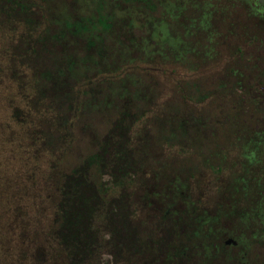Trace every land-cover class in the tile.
Masks as SVG:
<instances>
[{
	"label": "trees",
	"instance_id": "trees-1",
	"mask_svg": "<svg viewBox=\"0 0 264 264\" xmlns=\"http://www.w3.org/2000/svg\"><path fill=\"white\" fill-rule=\"evenodd\" d=\"M256 187L264 0L0 3V264H239Z\"/></svg>",
	"mask_w": 264,
	"mask_h": 264
},
{
	"label": "flooded vegetation",
	"instance_id": "flooded-vegetation-1",
	"mask_svg": "<svg viewBox=\"0 0 264 264\" xmlns=\"http://www.w3.org/2000/svg\"><path fill=\"white\" fill-rule=\"evenodd\" d=\"M3 0H0V3H2ZM28 3L36 4V5H56V4H67L68 0H26ZM80 2V3H87L91 4L92 0H69V2ZM47 15V14H46ZM250 194L252 198V204L245 205V206H237V205H230V204H223L222 208L224 209V215L222 217V223L225 224V226L232 225L234 227L240 226L241 219L236 220V217H232V221L226 220V217H228V210L234 213L239 212L238 210L245 207L246 218H249V223L254 228L253 229V236H250L248 238V245H251L249 247V250L247 253H245V256L238 257L235 260L238 259L239 264H264V189H258V187L246 191ZM229 203V201H227ZM243 212V210H242ZM241 216V215H238ZM230 219V218H229ZM231 222V223H230ZM228 223V224H226ZM227 228V227H226ZM231 231H226L225 236L227 237L224 241V248L225 250H230L232 247H237L240 245V242L235 238L232 237ZM242 254V252H240ZM243 255V254H242ZM248 255L250 257H248ZM233 257H229L228 260H232Z\"/></svg>",
	"mask_w": 264,
	"mask_h": 264
},
{
	"label": "rangeland",
	"instance_id": "rangeland-1",
	"mask_svg": "<svg viewBox=\"0 0 264 264\" xmlns=\"http://www.w3.org/2000/svg\"><path fill=\"white\" fill-rule=\"evenodd\" d=\"M208 195L206 196V198L209 200L211 197V194L209 193V190L207 191Z\"/></svg>",
	"mask_w": 264,
	"mask_h": 264
}]
</instances>
